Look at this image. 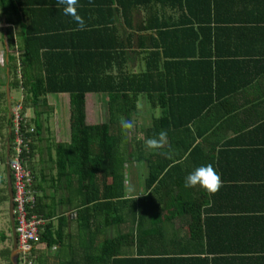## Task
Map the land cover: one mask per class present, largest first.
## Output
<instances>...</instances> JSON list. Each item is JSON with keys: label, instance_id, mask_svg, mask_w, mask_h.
Listing matches in <instances>:
<instances>
[{"label": "trees", "instance_id": "obj_1", "mask_svg": "<svg viewBox=\"0 0 264 264\" xmlns=\"http://www.w3.org/2000/svg\"><path fill=\"white\" fill-rule=\"evenodd\" d=\"M28 4V0H0V18L8 24L2 33L7 71L0 73V141L4 143L0 147V206L8 201L6 141L9 139L11 151L13 139L7 85L9 92L21 91V115L25 117L27 110L33 114L29 120L23 118L22 123L23 129H32L26 135L28 151L23 153V165L33 175L35 201L29 213L45 222L33 242L32 254L38 255L39 246H56L57 264H191L194 259L190 257L198 255L190 254L187 247L148 245L155 236H162V226L176 218L185 221L190 226L188 233L200 239L208 230L210 234V226L219 223L218 218L209 215L212 211L204 207L212 195L201 187L185 188L186 174L177 181L171 179L172 174L184 171L185 165L195 159H246V152L241 151L243 142L239 141L246 138L243 134L238 135L239 140L228 142L225 135L221 145L217 141L211 148H206V143L228 129L236 134L237 130L264 127V121L245 122L251 106L236 102L247 88L236 86L242 80L241 73L232 62L222 60L220 27L207 22L142 27L126 23L136 35L135 47L145 50V68L139 73L114 76L109 74L114 62L126 60L125 53L116 51L122 44L92 42L96 34L86 31L92 28L87 24L84 30L76 25L77 30L69 33L61 29L40 33L28 23L33 17ZM105 28L99 34L104 39L108 36ZM241 90L244 91L239 94ZM61 94H66L68 102L61 99ZM89 94L107 96L105 123H87ZM52 96L59 97L54 106L48 103ZM139 100L160 110L159 117L151 118L145 127L135 117ZM64 107L69 114V140L51 142L47 148L49 173L42 166L37 170L34 157L39 143L45 140V124L49 116ZM121 117L133 121L134 129L125 133L120 127ZM201 126L205 128L200 132ZM160 130L167 132V144L161 151H171L172 159L146 145ZM258 155L264 159V152ZM133 163L143 164L147 173L143 191L128 195L125 170ZM247 184L252 183L242 185ZM242 185H223L218 192L250 188ZM190 202L199 205L195 207ZM73 210V218L65 215ZM202 213V225L191 223L190 214L199 221ZM71 224L80 242L77 247L71 243ZM113 226L115 235L107 237L106 228ZM8 239L0 233L1 244ZM10 251V247L0 249V261L11 264ZM36 261L42 263L38 257ZM202 263L213 264V260Z\"/></svg>", "mask_w": 264, "mask_h": 264}, {"label": "crops", "instance_id": "obj_2", "mask_svg": "<svg viewBox=\"0 0 264 264\" xmlns=\"http://www.w3.org/2000/svg\"><path fill=\"white\" fill-rule=\"evenodd\" d=\"M29 1L28 5L33 10V17L28 20V23L40 33H52L53 29H61L63 33L77 30V23L71 16L64 14V5L59 4L58 0ZM120 2L123 3L124 8L120 7ZM18 7L22 8L23 5L19 4ZM77 12L84 19L85 24L92 27L86 31H93L96 34L92 42H105L108 45H114L115 42L122 44L116 51L125 53L126 60L122 63L114 62L109 71V74L114 76L120 73H139L145 68L143 59L145 50L135 47L136 35L133 36L131 28L127 27L126 23L138 24L142 27L144 24L182 26L185 23L194 25L207 22L211 26L220 27L218 39L221 43L222 60L232 62L241 73L242 80H239L236 86L241 85L247 88L236 101L239 105L250 104L251 106L244 120L245 122L247 120L264 121V0H91V2L78 0ZM7 26L8 24L0 18L1 39ZM104 28L107 29L106 39L99 36ZM12 29L16 32L15 26H12ZM63 33L60 34L64 35ZM150 33L153 32L146 34ZM84 42L88 44L90 41ZM14 44L16 45L15 42ZM49 44L54 43L49 41ZM223 53L228 54L229 57L224 58ZM6 60L2 42L0 47V73L2 74L7 71ZM243 91L241 90L239 94ZM90 95H104L107 101L105 94L87 96ZM60 96L67 99L66 94ZM50 98L48 103L54 106V101L50 102ZM28 111L33 116L32 111ZM27 112L25 117L30 119L31 116L29 113L27 115ZM240 121L237 120V123ZM61 126L63 128V122ZM65 126L64 131L69 135V114H67ZM204 128L201 126L200 132ZM235 133H232L230 129L221 131L219 138H215L216 135L210 138L206 148L216 146L217 141L221 145L225 135L228 142L229 139L239 140L238 135L243 134L246 138L239 141L243 142L241 151L246 152V159L229 160L225 157L219 160H191L185 165V172L177 171L172 174L171 179L175 181L183 179L185 174L188 176L197 167L211 164L220 174L223 185H242L248 181L252 184L242 186H250V188L241 189V191H221L210 196L211 206L207 208L212 213L209 215L218 218L219 223L210 226V234L208 230V234H204L202 239L188 233L190 226L176 218L174 222L166 223L161 227L162 236H155L154 241H149V246L164 248L167 246V248L177 249L187 247L190 254L198 255L190 257L194 259L191 264H204L202 261L211 263V260L213 264H264V159L258 157L260 151L264 152V127H250L237 130ZM139 166L140 164L133 163L126 167V182L129 178L137 179V174H140L137 171ZM196 187L194 189H197ZM133 188L134 192L127 191L128 195L141 193L137 187ZM198 203L190 202L195 207L199 205ZM72 212L67 211L65 215L73 218ZM180 214H182L181 211ZM165 216L170 215L166 213ZM189 216L191 223L197 226L202 225L203 213L200 214L199 221L191 217V214ZM73 231L75 228L71 224L72 236L76 233ZM105 232L107 237H111L115 235L116 228L107 227ZM71 243L76 247L80 245L75 236ZM39 247L36 257L42 260L41 264H47V260H50L49 254L54 255L55 264H57L58 247L54 246L51 249ZM50 250H54V253H50Z\"/></svg>", "mask_w": 264, "mask_h": 264}, {"label": "rangeland", "instance_id": "obj_3", "mask_svg": "<svg viewBox=\"0 0 264 264\" xmlns=\"http://www.w3.org/2000/svg\"><path fill=\"white\" fill-rule=\"evenodd\" d=\"M2 46V39L0 35V47ZM58 96H52L50 98V102L57 100ZM22 94L20 90L13 89L10 91V99H11V108H14L21 100ZM62 99V98H61ZM63 100V99H62ZM66 101L67 99L64 98ZM137 107L139 111L135 114V117L141 125L148 126L150 123L151 118H157L160 115V110L150 108L148 104L143 101L139 100ZM57 109V107H56ZM27 112V111H26ZM59 112L60 114L59 116ZM32 117L30 112H27V115ZM145 117H144V116ZM29 117V116H28ZM26 118V117H25ZM67 118V110L64 107V109L61 111L58 110L57 114H53L48 117V121L45 124V128L43 130V136L45 138L44 141L39 143V149L36 150V154L34 157V164L37 167V170L42 166L46 173H49L48 169L50 168L51 164L49 162L48 157V150L47 148L50 147V143L55 141H68V134L64 130L66 129L65 121ZM29 120V118H26ZM150 119V120H148ZM108 120V110H107V101L105 96L103 95H90L86 98V121L88 124H99V123H105ZM64 123V126L62 128L61 123ZM48 129V130H47ZM4 145L3 141H0V147ZM51 155H53V152H51ZM42 162V163H41ZM140 174H137V179H128L126 182V187H137L140 192L143 191V182L144 178L146 177V168L144 165H141L137 169ZM135 179V178H134ZM5 233L7 237H9L8 240H6L5 243H0V249L3 247H10L11 248V231H10V219H9V202L3 203L0 206V233ZM76 232V229H75ZM54 253V250H50V253ZM47 264H55L54 255L49 254ZM32 258L35 260L33 264H40L38 261H36V256L32 254ZM0 264H5L4 261H0Z\"/></svg>", "mask_w": 264, "mask_h": 264}, {"label": "built area", "instance_id": "obj_4", "mask_svg": "<svg viewBox=\"0 0 264 264\" xmlns=\"http://www.w3.org/2000/svg\"><path fill=\"white\" fill-rule=\"evenodd\" d=\"M23 118L25 117L21 115V105L18 103L11 109L13 139L9 155V170L16 222L17 264H33V242L38 239L39 229L45 221L29 213V208L31 209L35 201L34 192L31 189L33 175L23 165V153L28 151L26 135L32 132V129L22 128Z\"/></svg>", "mask_w": 264, "mask_h": 264}, {"label": "clouds", "instance_id": "obj_5", "mask_svg": "<svg viewBox=\"0 0 264 264\" xmlns=\"http://www.w3.org/2000/svg\"><path fill=\"white\" fill-rule=\"evenodd\" d=\"M91 2V0H90ZM58 3L64 5L63 12L67 16H71L77 23L79 30H84L85 21L77 12L78 0H58ZM120 127L127 133L134 129L135 124L131 120H126L123 117L120 118ZM167 144V132L165 130H160V132L146 141V145L149 149L159 151V154L165 156L168 159H172L173 153L171 151H161L165 148ZM199 186L208 192L210 195L216 194L223 186V181L220 174L211 165H202L197 167L193 172H191L184 182L185 188H193ZM129 193L134 192V188L129 186L127 188ZM211 201L204 207H210ZM73 215L76 214V210H73ZM15 219V216H14Z\"/></svg>", "mask_w": 264, "mask_h": 264}, {"label": "water", "instance_id": "obj_6", "mask_svg": "<svg viewBox=\"0 0 264 264\" xmlns=\"http://www.w3.org/2000/svg\"><path fill=\"white\" fill-rule=\"evenodd\" d=\"M6 99H7V107H8V115L10 117L11 114V105L9 100V89L6 85L5 87ZM10 133V131H8ZM9 155H10V144L9 139L6 141V157H5V177H6V189L8 194V202H9V219H10V231L12 238V247L10 251V263L17 264V237L15 230V219H14V204H13V188H12V179L9 170Z\"/></svg>", "mask_w": 264, "mask_h": 264}]
</instances>
